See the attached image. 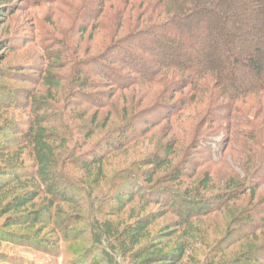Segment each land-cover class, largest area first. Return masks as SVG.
Instances as JSON below:
<instances>
[{
    "label": "rangeland",
    "instance_id": "rangeland-1",
    "mask_svg": "<svg viewBox=\"0 0 264 264\" xmlns=\"http://www.w3.org/2000/svg\"><path fill=\"white\" fill-rule=\"evenodd\" d=\"M85 6L87 4L81 0H0V140L10 148V153L6 150L5 157L0 159V165L7 159H13L24 166L20 170L22 184L11 180V188L0 197L2 205L17 193L35 187L26 184L30 175L35 173L34 153L31 147H25L22 136L34 119L32 108L36 101H43L40 114L50 122L45 124L49 133L70 140V147L61 148L69 163L64 169V178L61 177L68 200L59 198L47 210L48 197L41 194L25 210L42 211L43 218L37 223L22 220L21 224L12 225L7 217L17 215L14 212L0 217V264H143L142 259L136 258L137 254L150 244L169 252L185 245L186 253L179 264H236L237 259L245 264L242 254L250 249L254 251L264 241V232L258 242L244 237L238 240L240 233L243 236L249 230L244 223L250 209L257 204L264 205V184L256 191L252 202L250 192H247L222 212L197 216L185 224L176 210H169L165 203H157L151 198L158 197L157 192L146 195V188H142L137 180L122 183L121 178L141 174L147 167V158L157 153L164 156L162 147L176 141L178 152L170 158V165L156 174L153 183L161 187L199 191L197 185L203 173L210 170L213 178L208 189L200 194L216 195L228 189L229 185H236L239 179L244 180L245 171L251 169L252 160H247L249 155L262 150L243 147L230 150L231 146L224 152L219 151L209 162L211 159L206 152L196 150L195 144L187 150L189 141L198 131L197 138L207 137L214 141V148L217 141L228 134L223 123L206 121L208 102H199L194 107L192 104L189 111L192 116L187 123L174 121L171 124L167 119L147 129V134L133 137L121 149L107 147L108 140L112 137L118 139V132L129 121L134 120L137 127L146 128L149 119L159 120L160 112L164 110L152 112L151 107L168 103V100L159 86L115 89L91 65L120 39L146 25L145 22L137 25L136 19L131 26L123 22L125 26L116 35L119 22L111 20L107 23L103 18L102 29L91 31L89 27L85 34H81L80 26L85 20L84 14L82 18L78 14L84 13ZM229 19L217 18L218 32L220 37L228 39L227 43L233 44L241 32L250 30L252 26L249 27L248 20L244 27L238 28ZM106 24L108 29L105 30ZM208 46L214 58L235 52V46L233 50H223L217 43ZM113 50L108 53L112 58ZM253 55V50L248 54L245 51L240 53L243 60ZM84 63L91 70L93 86L84 92L93 93L98 99H94L91 105H86L85 98L76 96L74 90L76 83L73 77ZM99 101L104 104L100 105ZM251 101L238 104L243 107L245 116L255 118L256 110L253 111L252 105L248 104ZM139 129V132L144 130ZM54 145L57 147L58 144ZM96 151V154H105L103 170L98 171L97 167L82 170L79 167L82 160ZM187 157H194L202 163L201 166L195 170L190 168L188 178L180 184L167 183L165 176ZM133 190L137 195L129 201L127 193ZM138 219H149L152 223L140 243L125 251L122 246L130 247V243L123 233ZM106 221L113 224L115 235L109 241L103 236V242L99 244L94 239L98 233L96 223ZM253 264H264V261Z\"/></svg>",
    "mask_w": 264,
    "mask_h": 264
},
{
    "label": "trees",
    "instance_id": "trees-1",
    "mask_svg": "<svg viewBox=\"0 0 264 264\" xmlns=\"http://www.w3.org/2000/svg\"><path fill=\"white\" fill-rule=\"evenodd\" d=\"M81 1L87 4L84 13L78 14L79 18H82L84 14L85 20L80 26L81 34H85L89 27L91 31L102 29L104 27L101 21L103 18H106L107 23L111 20L119 22L116 35L125 26L123 22L131 26L136 19L137 25L144 22L146 25L142 30H136L120 39L109 48L106 54L91 62V65H94L115 89H127L130 86L134 88L159 86V90L161 88V93L168 100V103H158L151 107L152 112H157L159 109L164 110L160 112L159 120L149 119L150 124L148 125L149 122L146 121V128L137 127L134 120L129 121L118 132V139L112 137V140H108L107 147L112 146L114 150L121 149L127 146L133 137L147 134L149 132L147 129L167 119L171 124L174 121L187 123L192 116V113H189L191 108L199 102L204 104L208 102L205 109L208 113H206V121L209 120L216 124L223 123V129L225 128L228 134L221 137L214 148V141L208 140L207 137L197 138L198 131L189 141L187 150L195 144L196 150L206 152L208 155L206 156L211 159L208 162L213 161L212 157H215L219 151L224 152L231 146L230 150L236 148L239 150L240 147L262 150L260 153L256 151L253 155H249L247 160H252L249 166L251 169L245 171L244 180L239 179L236 185L231 184L228 189L216 195L200 194L208 189L213 178L210 170L203 173L197 185L199 191L196 189L191 191L187 188L184 190L180 187H161L153 183L156 174L162 168L169 166L170 158L178 152L179 144L176 141L162 147L164 156L157 153L147 158L145 160L147 167L141 174L134 175V177L133 175L122 177V183L135 179L142 188H146L144 194L154 195L157 192L158 197L152 196L151 198L156 199L157 203H165L169 210H176L185 224L197 216L206 217L213 212H222L232 201L239 200L247 192H250L252 202L256 191L264 184V0ZM135 12L138 14L136 18L134 17ZM228 17L231 23L238 28L244 27L248 20L250 21L249 27L252 26L250 30L241 32L239 39H236L233 44L227 43L228 39L220 37L218 32L217 18L227 19ZM106 29H108V24L105 26ZM90 37H92V32ZM126 43H129L128 47ZM211 43H217L223 50H233L235 46V52L222 58L211 57L212 53L208 46ZM111 50L114 53L113 58L108 54ZM251 50L254 55L243 60L244 57L240 56L241 51L248 54ZM83 66L73 77L76 83L74 90L76 96L85 98L86 105H91L97 97L93 93L84 92L93 86L90 80L91 70L86 67V63ZM249 99L252 101L248 104L252 105L250 107L253 111L256 110L255 118L247 114L245 116L243 107L238 104L241 101L248 102ZM97 100L95 102H98ZM254 100H258L259 103L257 104ZM41 102L36 101L35 107L32 108L34 119L22 136L25 147H31L34 153L35 173L30 175V180L26 184L35 187L17 193L4 205H2L3 201H0V217L12 212L17 214L7 217L12 225L21 224L22 220L36 223L41 221L42 211H25L37 198H40L41 194L48 197L47 210H50L59 198L68 200L63 192L65 186L61 177L64 178V169L69 163L63 157L61 148L70 147V140L61 135L49 133L45 124L50 122L40 114ZM99 102H101L100 105L104 104L103 101ZM136 122L140 123V121ZM139 128L144 130L139 132L141 131ZM55 143L58 144L57 147ZM9 149L0 140V159L5 157L3 154L6 150L10 153ZM96 153L97 151L82 160L79 167L85 171L97 167L98 171H102L106 157L105 154ZM4 162L0 165V197L6 195L5 192L11 188V180L15 184L23 182L20 176V170L24 168L22 162L13 159H7ZM201 164L194 157H187L183 163H179L165 176V181L180 184L188 178L190 168L195 170ZM246 180L249 183H246ZM136 195L137 192L134 190L127 193L128 200H133ZM249 214L244 223L245 228L248 227L249 230L245 231L243 236H240V233L238 240L244 237L246 240L253 238L255 242H258L264 232V205H254ZM151 223L149 219H138L128 226L123 234L129 241L130 247L123 245L122 248L130 251L137 246L144 238ZM96 226L98 233L94 239L99 244L103 242V236L109 241L115 235L111 221L99 222ZM259 244L261 245L254 251L250 249L242 254L245 264L264 261V241ZM185 253V245L169 252L158 249V245L150 244L139 252L136 258L142 259L143 264H179ZM240 262L239 259L236 260V264H241Z\"/></svg>",
    "mask_w": 264,
    "mask_h": 264
}]
</instances>
